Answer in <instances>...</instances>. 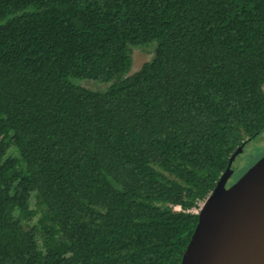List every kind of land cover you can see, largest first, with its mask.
Listing matches in <instances>:
<instances>
[{
  "label": "trees",
  "instance_id": "1",
  "mask_svg": "<svg viewBox=\"0 0 264 264\" xmlns=\"http://www.w3.org/2000/svg\"><path fill=\"white\" fill-rule=\"evenodd\" d=\"M263 131L264 0H0V264H181Z\"/></svg>",
  "mask_w": 264,
  "mask_h": 264
},
{
  "label": "water",
  "instance_id": "2",
  "mask_svg": "<svg viewBox=\"0 0 264 264\" xmlns=\"http://www.w3.org/2000/svg\"><path fill=\"white\" fill-rule=\"evenodd\" d=\"M248 143L234 152L203 203L181 264H264V157L227 188Z\"/></svg>",
  "mask_w": 264,
  "mask_h": 264
},
{
  "label": "rangeland",
  "instance_id": "3",
  "mask_svg": "<svg viewBox=\"0 0 264 264\" xmlns=\"http://www.w3.org/2000/svg\"><path fill=\"white\" fill-rule=\"evenodd\" d=\"M153 57V47L148 46L142 48H135L132 51L133 65L130 74L137 72L143 64L150 62ZM93 87L96 89L104 88L103 85L99 84H95L93 85ZM262 157H264V131L253 141L248 143L244 149V152L235 159L232 165V169L234 171L233 180L243 176ZM202 206L203 203H201L199 205V208L197 210H194V212L199 213ZM177 210H180V208H178Z\"/></svg>",
  "mask_w": 264,
  "mask_h": 264
},
{
  "label": "flooded vegetation",
  "instance_id": "4",
  "mask_svg": "<svg viewBox=\"0 0 264 264\" xmlns=\"http://www.w3.org/2000/svg\"><path fill=\"white\" fill-rule=\"evenodd\" d=\"M250 143V142H249ZM246 147V146H245ZM245 149V148H244ZM260 160V159H259ZM253 167V166H252ZM233 177H234V173L232 174V176L229 178L228 182H227V188L231 187L233 184H235L240 178L238 179H234L233 180Z\"/></svg>",
  "mask_w": 264,
  "mask_h": 264
}]
</instances>
